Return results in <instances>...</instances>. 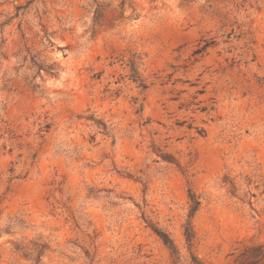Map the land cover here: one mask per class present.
<instances>
[{
	"label": "rangeland",
	"instance_id": "obj_1",
	"mask_svg": "<svg viewBox=\"0 0 264 264\" xmlns=\"http://www.w3.org/2000/svg\"><path fill=\"white\" fill-rule=\"evenodd\" d=\"M0 264H264V0H0Z\"/></svg>",
	"mask_w": 264,
	"mask_h": 264
},
{
	"label": "trees",
	"instance_id": "obj_2",
	"mask_svg": "<svg viewBox=\"0 0 264 264\" xmlns=\"http://www.w3.org/2000/svg\"><path fill=\"white\" fill-rule=\"evenodd\" d=\"M193 200V208L192 211H196V209L198 208V206L200 205V202H198L196 199L192 198ZM159 236L161 237V239L163 240V242L165 243V245L172 250L173 252H175V247L172 243V241L170 240V238L168 237V235H166L165 233H158Z\"/></svg>",
	"mask_w": 264,
	"mask_h": 264
}]
</instances>
